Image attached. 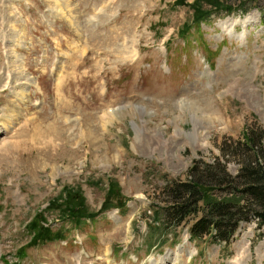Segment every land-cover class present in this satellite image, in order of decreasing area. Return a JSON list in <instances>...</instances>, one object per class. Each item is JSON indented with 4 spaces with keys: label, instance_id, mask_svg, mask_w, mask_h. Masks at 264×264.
<instances>
[{
    "label": "rangeland",
    "instance_id": "obj_1",
    "mask_svg": "<svg viewBox=\"0 0 264 264\" xmlns=\"http://www.w3.org/2000/svg\"><path fill=\"white\" fill-rule=\"evenodd\" d=\"M192 1L0 0V264H264L255 218L226 245L151 206L223 140L264 131V0L199 28ZM111 183L124 206L102 209ZM65 187L93 221L55 218ZM39 211L65 240L30 243Z\"/></svg>",
    "mask_w": 264,
    "mask_h": 264
},
{
    "label": "trees",
    "instance_id": "obj_2",
    "mask_svg": "<svg viewBox=\"0 0 264 264\" xmlns=\"http://www.w3.org/2000/svg\"><path fill=\"white\" fill-rule=\"evenodd\" d=\"M184 1L177 0V3L184 4ZM254 3V0L249 3L245 0H238L237 3L232 0H193L188 4L192 9L191 26L199 28L213 15L245 14L252 7H258ZM260 13L264 21V11ZM189 27L187 24V29ZM184 32L181 30L179 33L186 38ZM253 128V125L247 126L241 138L223 140L219 145L220 154L215 155L212 161L194 160L188 166L185 178H171L159 188L157 202L151 203V206L158 204L155 210L161 216L164 229L171 227L169 223L175 229L195 215L188 229L191 238L208 237L227 245L241 223L255 218L258 225H264V131L258 126ZM230 160L239 163L234 174L227 170ZM113 186L114 183H111L102 209L113 205L124 206L120 197L111 199ZM71 189L65 187L64 192L53 197L46 207L56 210L58 220L62 222L78 225L87 217L93 219L94 213L89 212L84 204L80 190ZM46 223L47 216H42L41 211L27 223L32 245L65 237L63 228L54 231Z\"/></svg>",
    "mask_w": 264,
    "mask_h": 264
},
{
    "label": "bare ground",
    "instance_id": "obj_3",
    "mask_svg": "<svg viewBox=\"0 0 264 264\" xmlns=\"http://www.w3.org/2000/svg\"><path fill=\"white\" fill-rule=\"evenodd\" d=\"M18 92V91H17ZM21 95V94H20Z\"/></svg>",
    "mask_w": 264,
    "mask_h": 264
}]
</instances>
